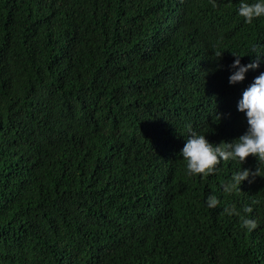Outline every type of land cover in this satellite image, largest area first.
Instances as JSON below:
<instances>
[{
  "label": "trees",
  "instance_id": "trees-1",
  "mask_svg": "<svg viewBox=\"0 0 264 264\" xmlns=\"http://www.w3.org/2000/svg\"><path fill=\"white\" fill-rule=\"evenodd\" d=\"M215 3L0 0V264H264V178L226 195L241 165L201 179L178 155L188 124L243 134L236 103L264 71L228 84L264 18Z\"/></svg>",
  "mask_w": 264,
  "mask_h": 264
},
{
  "label": "clouds",
  "instance_id": "clouds-1",
  "mask_svg": "<svg viewBox=\"0 0 264 264\" xmlns=\"http://www.w3.org/2000/svg\"><path fill=\"white\" fill-rule=\"evenodd\" d=\"M212 6H217L215 0H212ZM236 15L242 18L245 24H252L264 18V0H239ZM248 55L254 58L242 64V57L232 54L234 59L228 65L230 86L242 83L247 73L258 71L261 64H264V51L253 46ZM217 56L221 57V54L217 53ZM236 111L243 114L246 122L243 134L230 142L221 141L219 144H214L209 142L205 135L195 132L188 124L185 125L187 139L178 153L185 162V174L190 177L199 176L205 179L215 174L222 163L236 162L241 165L231 174L227 182L220 185L226 195L239 191L245 181L251 184L257 177L264 178V71H259V74L242 91L236 103ZM248 157L255 158L254 169L242 167ZM257 203L259 201H252V204ZM219 204L220 200L215 195H209L205 200V206L209 209ZM252 210L250 205L243 208L244 213H251ZM224 212L229 216L237 214L234 207H225ZM241 226L251 232L258 227V224L255 219L245 216L241 220Z\"/></svg>",
  "mask_w": 264,
  "mask_h": 264
}]
</instances>
